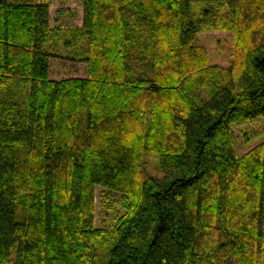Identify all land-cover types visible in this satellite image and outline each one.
Segmentation results:
<instances>
[{
	"label": "trees",
	"instance_id": "16d2710c",
	"mask_svg": "<svg viewBox=\"0 0 264 264\" xmlns=\"http://www.w3.org/2000/svg\"><path fill=\"white\" fill-rule=\"evenodd\" d=\"M258 118L264 0H83L81 28L0 0V264H264V142L233 131ZM97 188L124 203L102 228Z\"/></svg>",
	"mask_w": 264,
	"mask_h": 264
},
{
	"label": "rangeland",
	"instance_id": "374dc122",
	"mask_svg": "<svg viewBox=\"0 0 264 264\" xmlns=\"http://www.w3.org/2000/svg\"><path fill=\"white\" fill-rule=\"evenodd\" d=\"M51 5L52 27L69 26L81 28L83 24V0H47ZM62 12L59 24L53 21L57 12ZM59 18V19H60ZM196 44L207 49L212 65L228 67L235 52L233 34L228 31L202 29ZM235 146L239 155L264 142V118H258L242 126L233 127ZM142 177L161 178L155 156H144L142 161ZM96 227L109 226L112 214H123V196L96 189ZM107 209L106 212H104ZM115 224V223H114ZM9 264H15L12 257Z\"/></svg>",
	"mask_w": 264,
	"mask_h": 264
}]
</instances>
